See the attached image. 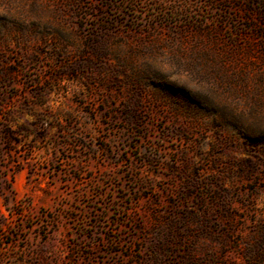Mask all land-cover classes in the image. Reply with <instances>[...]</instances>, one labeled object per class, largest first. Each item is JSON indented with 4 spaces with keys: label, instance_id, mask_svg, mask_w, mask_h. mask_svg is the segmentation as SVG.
<instances>
[{
    "label": "rangeland",
    "instance_id": "obj_1",
    "mask_svg": "<svg viewBox=\"0 0 264 264\" xmlns=\"http://www.w3.org/2000/svg\"><path fill=\"white\" fill-rule=\"evenodd\" d=\"M0 264H264V0H0Z\"/></svg>",
    "mask_w": 264,
    "mask_h": 264
}]
</instances>
